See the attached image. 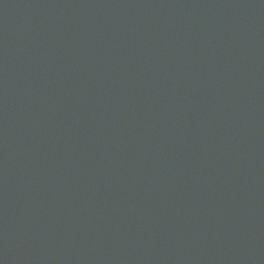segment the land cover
I'll return each instance as SVG.
<instances>
[{
	"label": "water",
	"instance_id": "obj_1",
	"mask_svg": "<svg viewBox=\"0 0 264 264\" xmlns=\"http://www.w3.org/2000/svg\"><path fill=\"white\" fill-rule=\"evenodd\" d=\"M0 264H264V0H0Z\"/></svg>",
	"mask_w": 264,
	"mask_h": 264
}]
</instances>
